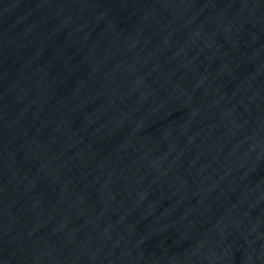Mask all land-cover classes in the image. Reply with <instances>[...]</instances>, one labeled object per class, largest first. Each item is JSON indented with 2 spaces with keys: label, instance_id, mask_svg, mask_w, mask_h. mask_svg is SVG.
I'll use <instances>...</instances> for the list:
<instances>
[{
  "label": "water",
  "instance_id": "1",
  "mask_svg": "<svg viewBox=\"0 0 264 264\" xmlns=\"http://www.w3.org/2000/svg\"><path fill=\"white\" fill-rule=\"evenodd\" d=\"M0 264H264V0H0Z\"/></svg>",
  "mask_w": 264,
  "mask_h": 264
}]
</instances>
